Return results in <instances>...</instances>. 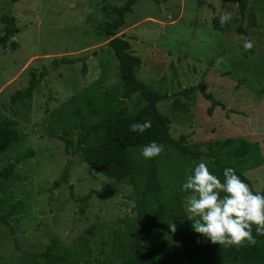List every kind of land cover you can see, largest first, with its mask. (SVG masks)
<instances>
[{"label": "rangeland", "instance_id": "1", "mask_svg": "<svg viewBox=\"0 0 264 264\" xmlns=\"http://www.w3.org/2000/svg\"><path fill=\"white\" fill-rule=\"evenodd\" d=\"M123 2L0 0V35L7 25L3 16L12 17L18 29L8 38L15 40V49L8 42L0 45V118L15 120L22 136L7 159L32 151L15 160L5 184L0 181V212L10 201L22 203L20 213L0 222V264H45L40 254L46 247L57 255L73 249L72 262L89 264H121L128 253L138 216L130 183L94 171L74 146L76 151L65 152L57 138L59 111L69 112L73 100L98 89L113 94L128 113L142 105L135 95H121L117 61L101 27L111 18L110 6ZM223 12L232 19L221 25ZM114 36L126 39L140 58L137 77L167 94L156 108L170 118V137L184 135L188 149L212 154L192 159L160 143L163 151L156 157L186 217L191 193L181 185L200 161L215 175L216 157L241 171L253 192L263 187L264 0H245L242 13L236 0H136ZM245 41L253 43L248 51ZM61 57L67 62L52 67L51 60ZM40 71L44 76L32 95L12 101V93L26 86L29 73ZM189 86L196 89L187 96L177 94ZM177 104L185 107L177 109ZM70 135L74 139L76 130ZM240 142L245 150L235 156L232 150ZM5 164L0 158V168ZM65 164L66 182L52 187ZM88 192L80 212L78 196Z\"/></svg>", "mask_w": 264, "mask_h": 264}, {"label": "trees", "instance_id": "2", "mask_svg": "<svg viewBox=\"0 0 264 264\" xmlns=\"http://www.w3.org/2000/svg\"><path fill=\"white\" fill-rule=\"evenodd\" d=\"M135 1L124 0L120 6H110L111 18L101 27L103 34L109 38L107 44L117 61V78L121 95L124 98L135 95L142 101V105L138 106L134 112L128 113L124 107L117 104L116 99L111 98L113 94L107 92L105 94L98 89L94 94L73 100L69 112L59 111L61 133L57 135V138L62 141L65 152L77 150L81 160L94 171L117 180L126 178L130 183L134 208L138 216L136 234L121 264H230L229 260L241 264H264V235H257L255 226L252 231L255 244H249L247 241L240 247L213 244L192 229L181 200L175 197L159 158L155 156L146 159L141 155L143 146L155 141L157 144L169 143L192 159L201 156L212 157L209 151L188 149L183 143L184 135H180L177 139L170 137V118L156 108V103L167 98V94L137 77L136 70L140 65V58L131 52L126 39L114 36V31L122 25L124 15L131 11ZM236 2L239 12L242 13L245 9V0H236ZM2 19L7 25L4 27L3 34L0 35V45L5 47L8 42L9 48L15 49V40L8 41V38L18 32V29L12 17L3 16ZM65 62L67 60L61 57L52 59L50 64L56 67ZM169 67L171 74L175 75L173 65L170 64ZM42 76H44L42 71L37 75L30 72L26 86L15 90L11 100L22 101L29 98ZM195 89L196 86H189L182 88L177 94L187 96ZM175 107L183 109L185 104H177ZM144 121H151V127L143 133L129 130L131 124ZM73 130H76L74 139L70 135ZM21 137L15 120L8 117L0 118V158L6 161L5 166L0 168L2 183L13 173L15 160L24 159L32 153L28 149L20 152L15 160L7 159V152ZM71 146H74L76 150ZM245 147V143L240 142L232 150V154L242 155ZM213 163L216 169L215 175L222 182L223 169L234 168L222 163L216 157H213ZM234 169L250 187L249 180L243 176L242 172ZM67 177L68 165L65 164L59 176L52 181V187L66 182ZM255 192L264 195V186ZM89 197V192L78 196L81 202L80 212ZM21 208L20 201H10L0 212V222L6 223L11 216L20 213ZM171 222L176 224L174 233L168 226ZM40 255L44 258L45 264H89L86 261L72 262L71 258L75 256L73 249H65L57 255L50 247H46Z\"/></svg>", "mask_w": 264, "mask_h": 264}, {"label": "clouds", "instance_id": "3", "mask_svg": "<svg viewBox=\"0 0 264 264\" xmlns=\"http://www.w3.org/2000/svg\"><path fill=\"white\" fill-rule=\"evenodd\" d=\"M232 19V14L223 12L219 16L221 25ZM245 51L253 47L251 41L243 44ZM223 58L217 60V64ZM151 127V121L130 125L132 132L143 133ZM163 145L155 141L143 146L141 155L146 158L158 156ZM223 182L214 175L205 161L197 163L181 185L182 191H190L186 198L187 218L192 229L213 244L224 247H240L245 241L255 244L253 226L257 235H264V195L253 192L234 168L223 169ZM223 194V195H222ZM171 232L176 224L168 223Z\"/></svg>", "mask_w": 264, "mask_h": 264}]
</instances>
